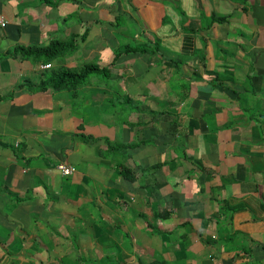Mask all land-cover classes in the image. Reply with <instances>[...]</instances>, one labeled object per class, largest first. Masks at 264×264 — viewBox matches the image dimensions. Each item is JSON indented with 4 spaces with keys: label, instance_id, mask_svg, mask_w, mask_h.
I'll return each instance as SVG.
<instances>
[{
    "label": "crops",
    "instance_id": "1",
    "mask_svg": "<svg viewBox=\"0 0 264 264\" xmlns=\"http://www.w3.org/2000/svg\"><path fill=\"white\" fill-rule=\"evenodd\" d=\"M0 21V264H264V0H0ZM84 64L119 90L70 96L112 107L32 89Z\"/></svg>",
    "mask_w": 264,
    "mask_h": 264
},
{
    "label": "trees",
    "instance_id": "2",
    "mask_svg": "<svg viewBox=\"0 0 264 264\" xmlns=\"http://www.w3.org/2000/svg\"><path fill=\"white\" fill-rule=\"evenodd\" d=\"M218 21H222V19H218ZM64 48H66L64 45H60L55 42L49 44L46 47L17 46L13 50V56L20 55L21 59L44 60L46 63H50L52 62V60H55L63 55H66V53L64 52L62 53V50ZM131 52H141V53L146 52V48L128 46L123 51L117 52L115 59L117 60L120 56ZM109 74H110L109 68H99L96 64H84L82 67L78 69H62L54 73L53 75H50L48 79L40 83L38 86H34L32 89H34L35 92L45 91L50 87L53 88L54 90H61V89L72 90L76 87H79L82 84H85L90 77L96 75H100V76L102 75L108 77ZM125 172H128L126 173V178L133 180V176L131 175L130 171L128 169H125Z\"/></svg>",
    "mask_w": 264,
    "mask_h": 264
},
{
    "label": "rangeland",
    "instance_id": "3",
    "mask_svg": "<svg viewBox=\"0 0 264 264\" xmlns=\"http://www.w3.org/2000/svg\"><path fill=\"white\" fill-rule=\"evenodd\" d=\"M102 78V79H101ZM99 79H101V80H105L106 81V83H107V85H110V87H112V88H115V89H117V90H119V86H118V83H119V81H117V80H113L112 78H110V79H108V78H105V77H101V76H97L96 78H93L92 79V83H93V85H95V84H97V83H99ZM90 80H88V81H86V83H88ZM105 81H102V82H105ZM101 82V83H102ZM105 83V84H106ZM87 89H89V90H87ZM74 92V89L72 90V91H63V93L62 94H60L59 95V99L61 100V102L63 103V105L65 106V101H64V99L65 98H68V105H73V104H75V103H78V104H83V106L82 107H85V105H87L88 107H97L96 108V110L98 111V112H100L101 111V109H103L104 107H105V105L108 107H112L113 105L112 104H115V102H116V100H118L119 99V97L117 96V95H114L113 97H112V99H110V100H107V101H110V104H107V103H105V98H103L101 95H96V96H98V98L100 99V102H97V104H94V103H92V101H93V95H90V96H92V97H88L87 96V94L88 93H92L93 92V94L95 93H98V91L97 90H95V89H91V87L89 86V87H87L86 89H84V87H82V88H79V90H78V96L76 97V98H72L70 95H71V93H73ZM123 97H120V99H122ZM153 100H154V98H153ZM92 103V104H91ZM76 106V105H75ZM73 107V106H72ZM122 107H126V109H129V107L130 106H126V105H123V106H118V107H116L117 108V112L119 113V115H120V117H122L123 116V114L125 113L124 112V110H123V108ZM76 112V114L77 115H79V114H81V111H75Z\"/></svg>",
    "mask_w": 264,
    "mask_h": 264
},
{
    "label": "built area",
    "instance_id": "4",
    "mask_svg": "<svg viewBox=\"0 0 264 264\" xmlns=\"http://www.w3.org/2000/svg\"><path fill=\"white\" fill-rule=\"evenodd\" d=\"M0 25L2 27L5 26V22L4 21H0ZM49 65L46 66V68H48ZM56 170L62 175V176H69L72 174V168L70 166L67 165H63L60 164L56 167Z\"/></svg>",
    "mask_w": 264,
    "mask_h": 264
}]
</instances>
